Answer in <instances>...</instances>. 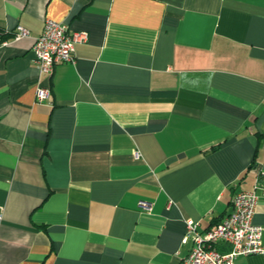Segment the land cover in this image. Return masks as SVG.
I'll return each instance as SVG.
<instances>
[{
	"label": "crops",
	"instance_id": "obj_1",
	"mask_svg": "<svg viewBox=\"0 0 264 264\" xmlns=\"http://www.w3.org/2000/svg\"><path fill=\"white\" fill-rule=\"evenodd\" d=\"M47 19L88 34L50 77ZM0 30V264H184L185 223L205 233L253 189L264 0H0Z\"/></svg>",
	"mask_w": 264,
	"mask_h": 264
},
{
	"label": "built area",
	"instance_id": "obj_2",
	"mask_svg": "<svg viewBox=\"0 0 264 264\" xmlns=\"http://www.w3.org/2000/svg\"><path fill=\"white\" fill-rule=\"evenodd\" d=\"M29 32L17 27L12 33V40L19 41ZM86 32L70 33L67 24L45 20L43 30L32 46L33 61L41 76L50 77L57 65L73 63L74 47L86 43ZM9 45V40L0 41V49ZM50 96V89L39 84L36 89L37 103ZM264 164L258 166L257 175L251 191L237 192L231 201V211L226 214L211 230L200 233L198 224L185 223L183 242L191 241L193 246L184 258V264H234L240 256L264 253L262 243L263 228L253 223L258 192L264 196ZM143 210H149L145 202L139 204ZM219 246L226 248L220 251Z\"/></svg>",
	"mask_w": 264,
	"mask_h": 264
},
{
	"label": "trees",
	"instance_id": "obj_3",
	"mask_svg": "<svg viewBox=\"0 0 264 264\" xmlns=\"http://www.w3.org/2000/svg\"><path fill=\"white\" fill-rule=\"evenodd\" d=\"M7 37H8V34H5L4 32H2V31L0 30V41H2V40H6Z\"/></svg>",
	"mask_w": 264,
	"mask_h": 264
}]
</instances>
